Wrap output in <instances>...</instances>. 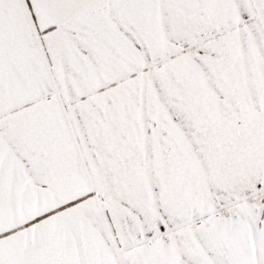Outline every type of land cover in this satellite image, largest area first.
Here are the masks:
<instances>
[{
	"label": "snow or ice",
	"instance_id": "6c2138e0",
	"mask_svg": "<svg viewBox=\"0 0 264 264\" xmlns=\"http://www.w3.org/2000/svg\"><path fill=\"white\" fill-rule=\"evenodd\" d=\"M0 264H264V0H0Z\"/></svg>",
	"mask_w": 264,
	"mask_h": 264
}]
</instances>
